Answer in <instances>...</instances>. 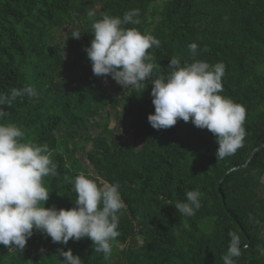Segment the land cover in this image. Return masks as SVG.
Segmentation results:
<instances>
[{
	"label": "trees",
	"instance_id": "16d2710c",
	"mask_svg": "<svg viewBox=\"0 0 264 264\" xmlns=\"http://www.w3.org/2000/svg\"><path fill=\"white\" fill-rule=\"evenodd\" d=\"M131 9L140 10L141 23L125 27L161 42L148 50L156 65L152 79L168 77L173 57L181 66L196 60L225 65L220 94L246 108V136L234 155L217 160L216 137L191 120L153 129L150 79L145 88L111 90L110 76L93 74L85 51L94 38L92 23L103 14L122 18ZM89 10L96 12L92 19ZM55 30H69L65 42L52 37ZM77 30L79 39L71 36ZM193 42L195 54L188 47ZM29 85L38 96L3 106L7 116L0 123L20 126L25 142L48 145L58 174L43 178L50 192L44 207H75L74 184L64 177L79 174L98 185L119 183L126 207L118 213L121 235L108 259L87 237L64 245L33 230L23 250L0 244V264H61L58 249H71L84 264H223L229 231L249 245H241L236 264H264V196L258 192L264 174V0H0V92ZM117 106L130 117L136 144L110 128V110ZM88 144L85 164L79 154ZM195 189L202 207L183 216L175 204Z\"/></svg>",
	"mask_w": 264,
	"mask_h": 264
},
{
	"label": "clouds",
	"instance_id": "9594fccd",
	"mask_svg": "<svg viewBox=\"0 0 264 264\" xmlns=\"http://www.w3.org/2000/svg\"><path fill=\"white\" fill-rule=\"evenodd\" d=\"M87 15L92 19L96 12L89 10ZM139 15V9H131L122 18L103 14L102 19L92 23L94 38L85 51L93 74L110 76L123 88H145L144 81L150 79L154 114H149L147 119L153 129H168L178 120H191L195 127L207 129L216 137L217 160L234 155L246 136V108L220 94L224 90L225 65L196 60L181 66L180 59L173 57L168 65L173 71L168 77L152 79L156 65L148 50L158 48L161 42L137 28L125 27L139 25ZM80 33L77 30L71 36L79 39ZM188 47L195 54L198 45L193 42ZM25 96L37 97L38 92L31 85L0 92V119L7 116L3 106L11 107ZM24 137L20 126L0 123V244L23 250L33 230H39L52 242L64 245L70 239L87 237L96 245L94 250L108 259L113 242L121 235L118 213L126 207L119 183L98 185L84 174L74 180L65 176V181L74 184L75 207L46 208L44 204L50 192L43 185V178L56 176L58 166L47 144L25 142ZM185 195L186 200L177 202L175 208L183 216L192 217L202 207V193L195 189ZM228 236L230 241L222 256L223 264H236L234 258L242 254L241 238L232 231ZM242 247L246 250L249 245L243 243ZM58 253L64 257L61 264H84L71 249H58Z\"/></svg>",
	"mask_w": 264,
	"mask_h": 264
},
{
	"label": "rangeland",
	"instance_id": "374dc122",
	"mask_svg": "<svg viewBox=\"0 0 264 264\" xmlns=\"http://www.w3.org/2000/svg\"><path fill=\"white\" fill-rule=\"evenodd\" d=\"M160 4V2H158L155 7H158ZM68 31L69 30H55L52 32V37H54L55 39H57V41L59 42H65L67 35H68ZM107 86L109 89L113 90L114 88L120 87L121 85L117 84L114 80H111L107 83ZM122 107L121 106H117L115 107V109H111L110 110V128L113 129L117 136L124 142H128L130 144H136L137 142L135 141L134 138V134L130 129V124H131V119L130 117H124L123 115V111H122ZM143 115H147V112H142ZM92 150V146L91 144L88 145H84L82 151L80 152V157L82 158V160L84 161L85 164H87L88 160L85 156V153L87 151ZM94 151V150H93ZM97 155L101 156L100 153L95 152ZM120 161L119 157H115V165L118 164V162ZM88 166V165H87ZM89 167V166H88ZM90 169V167H89ZM90 171L92 172V170L90 169ZM258 192L264 196V174L262 176V178L260 179V186L258 188ZM139 244L143 243V239L140 238L138 240ZM121 248H123V246H121Z\"/></svg>",
	"mask_w": 264,
	"mask_h": 264
},
{
	"label": "water",
	"instance_id": "95a60500",
	"mask_svg": "<svg viewBox=\"0 0 264 264\" xmlns=\"http://www.w3.org/2000/svg\"><path fill=\"white\" fill-rule=\"evenodd\" d=\"M257 150H258V149H257ZM257 150H255V151L251 154V156H250L249 159H248V162H250V160L253 158V156L255 155V153H256Z\"/></svg>",
	"mask_w": 264,
	"mask_h": 264
}]
</instances>
